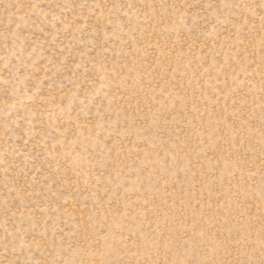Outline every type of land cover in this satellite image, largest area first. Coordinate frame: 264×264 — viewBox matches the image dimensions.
<instances>
[{"label":"rangeland","instance_id":"374dc122","mask_svg":"<svg viewBox=\"0 0 264 264\" xmlns=\"http://www.w3.org/2000/svg\"><path fill=\"white\" fill-rule=\"evenodd\" d=\"M0 264H264V0H0Z\"/></svg>","mask_w":264,"mask_h":264}]
</instances>
